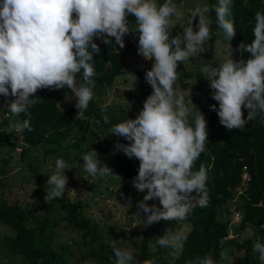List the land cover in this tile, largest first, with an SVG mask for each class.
I'll return each mask as SVG.
<instances>
[{
  "label": "clouds",
  "instance_id": "clouds-1",
  "mask_svg": "<svg viewBox=\"0 0 264 264\" xmlns=\"http://www.w3.org/2000/svg\"><path fill=\"white\" fill-rule=\"evenodd\" d=\"M232 6L233 0H218L211 6L197 4L190 11L183 34L172 36L169 29L184 15L174 0H164L163 4L157 0H0V96L6 98L12 115L23 113L28 117L22 123L9 125V132L33 130L28 109L35 101L30 97L38 90L66 86L82 115L94 98L93 59L94 54L101 52L96 40L108 45L114 38L119 49H124L125 37L138 34L137 54L153 61L145 72L152 93L134 119L112 126V136L129 142H117L114 148L139 161L132 184L138 192L146 193L136 204L137 214H143L144 227L162 220H186L196 205L206 208L209 204L207 170L201 164L199 170L193 171L206 150L208 131L205 116L192 98L186 102L174 88L179 79L178 62L185 64L207 51L206 44L213 35L209 19L212 11L225 38L231 41L235 37L234 19L230 18ZM129 16L135 19L134 30L130 29ZM254 19V39L250 44L240 43L236 49L241 57L244 52L249 54L246 60L233 59L230 52L218 66H200L209 81L211 98L218 102V108H211L229 131H243L250 120L264 113V12H256ZM81 70L83 82L77 83ZM134 79L136 82L137 77ZM242 108L247 109V118ZM190 114L193 124L189 123ZM102 118L105 124L110 122L107 114L102 113ZM82 160L84 171L93 181L114 174L95 149L84 153ZM55 169L46 183L51 186L44 197L46 203L61 197L68 183L65 170H70V165L58 158ZM193 193L199 196L195 204ZM156 200L159 206L148 204ZM250 235H255L252 250L264 264V239L254 232ZM181 239L180 235L167 232L157 244L175 248ZM112 248L115 264H139L132 251L115 244ZM221 259L228 257L221 253ZM198 264L215 261L206 255Z\"/></svg>",
  "mask_w": 264,
  "mask_h": 264
},
{
  "label": "trees",
  "instance_id": "trees-1",
  "mask_svg": "<svg viewBox=\"0 0 264 264\" xmlns=\"http://www.w3.org/2000/svg\"><path fill=\"white\" fill-rule=\"evenodd\" d=\"M179 4L181 0H174ZM163 4L164 0H157ZM217 0H207L208 5L217 4ZM264 12V0H233L232 19L236 29L235 37L230 41L231 45L238 47L240 43L250 44L254 39L253 28L255 26V13ZM212 29V38L207 42L209 53L203 57L190 58L196 64V72L190 74L194 78V86L188 94L190 100L197 108L205 112L207 121L208 141L205 143V152L195 162L193 171L199 170L201 164L207 170L206 188L209 193V204L206 208L196 205L189 214V231L183 237L182 246L178 257L169 256L167 259L160 257L161 250L157 240L167 232L174 233L182 223L174 224L173 221H160L150 231H146L135 246V261L139 264H198V261L206 255H210L215 264H221V253L229 246H234L236 251L244 252L243 263L236 264H261L259 254L253 252L252 245L255 235L242 239L245 231L254 232L264 239V113L258 114L255 119L246 124L245 129L227 130L219 122L217 112L212 110V105H217L215 100L204 104L200 93L209 84L200 72L201 63L211 64L215 56V48L219 42L220 30L216 24V14L209 13ZM130 29L135 28V19L128 17ZM193 23L194 30L195 25ZM178 34V35H182ZM113 42L106 45L96 40L101 52L94 54L93 66L96 71L94 77L96 87L94 98L87 110L81 115L75 106L62 107L61 104L71 95V90L65 86L64 89L38 90L30 97L35 99L34 104L29 107L31 113L32 131L25 129L18 133L9 130L0 131V147L16 151L20 148V156L24 161L27 159L29 149L44 147L49 152H67L68 161H83L82 158L70 157L68 151L72 148H80L77 140L78 132L94 143V149L99 159L112 168L113 173L122 181H130L138 174L139 161L135 158L129 159L122 152H118L114 145L127 144L123 138L112 136L113 125L127 119H134L139 112L135 109L114 111L112 106H103L95 102L96 94L113 87L116 80L126 72L128 63L126 51L130 49V42H125L124 49ZM249 57L247 52H239L238 59ZM83 70L77 74V83H82ZM150 92H128V99L142 103L150 95ZM3 100V96H0ZM2 112L5 109L0 106ZM106 110V112H105ZM244 118H247V109L242 108ZM102 113L109 117V123L105 124ZM17 117V116H16ZM19 122L28 117L20 114ZM189 123L192 124L190 116ZM3 167L0 173L8 175L5 166L9 158L3 159ZM33 170L32 164H28ZM247 171L250 181L244 194L240 195L239 210L242 212V220L239 225H231L233 214L229 209V203L237 194L236 189L242 183L243 175ZM36 185V192L42 198L44 216L28 217L26 209L18 202L10 203L4 196H0V224L10 228L13 235L5 236L0 244V264H17V259H22L26 264H73L67 250L59 248L53 242V226L49 215L57 207L65 213L63 222L67 229L75 235L71 246L79 252L83 264H115L112 246L105 240L101 227L92 221L84 212L81 202L72 201L66 193L59 198L46 203L44 197L51 186L42 183L36 172L32 176ZM1 180V178H0ZM1 184V182H0ZM132 190H136L131 187ZM129 190V188H127ZM242 196V197H241ZM195 204L199 196L193 193ZM31 223V225H30ZM177 225V226H176ZM233 234L234 238L229 239ZM73 259V258H72ZM76 261L78 258H74ZM73 259V261H74ZM229 264V263H228Z\"/></svg>",
  "mask_w": 264,
  "mask_h": 264
},
{
  "label": "rangeland",
  "instance_id": "rangeland-1",
  "mask_svg": "<svg viewBox=\"0 0 264 264\" xmlns=\"http://www.w3.org/2000/svg\"><path fill=\"white\" fill-rule=\"evenodd\" d=\"M218 2V0H217ZM197 4H207V0H181L178 5L180 10L183 12V18L177 21L172 28L169 29L172 32V36L182 33L183 27L187 26V21L190 16V11ZM210 19V17H209ZM198 18L193 21L196 23ZM134 30V28H132ZM130 42V49L126 51V60L128 63L126 72L123 76L119 77L114 83L113 87L102 91V93L96 94L95 102L103 106H112L114 111L120 113V111L135 109V112H140L143 104L128 99L126 93L133 92H150L152 88L145 81L146 70L152 67L153 61L144 60L142 56L137 54L138 50V34H129L125 37V42ZM207 51L202 54L201 57L209 53V46L206 44ZM237 47L231 45L230 41L227 40L222 31L219 33V42L215 48V56L212 60L213 66H218L219 63L223 62L228 58L231 52L233 59H238L239 52L236 51ZM179 79L174 85L176 90L184 95L185 101H189L188 94L194 86L195 79L190 77V74L196 72V64L192 63L191 60L185 64H179L178 62ZM135 76L137 81L135 82ZM212 90L209 84L200 93V98L204 104L213 100L211 98ZM8 99H11L10 97ZM6 99L0 98V106L5 109L2 112L0 109V131L8 130L9 125L16 123L19 119L12 115L8 111ZM193 102V101H192ZM76 100L72 94L63 102L62 107L75 106ZM194 105H196L193 102ZM191 106V105H189ZM205 116V112L199 109ZM192 124L194 123L193 117L190 114ZM14 131V130H13ZM16 132V131H15ZM21 133V132H18ZM77 140L72 139L69 141L70 144L79 142L81 147L76 149L72 148L68 151L70 157L82 158L84 153L94 149V143L90 139L86 138L82 133L78 132ZM20 148L16 151H10L8 148L0 147V169L3 165V158L7 156L9 163L5 168L8 169V175L5 177L0 173V196H4L10 203L18 202L22 205L30 218L35 216H44V210L42 208V198L36 192V185L33 182L32 176L34 172L38 174L42 183H46L48 176L52 175L55 169V161L58 158H63L71 167L70 170H65V175L68 177V183L64 190L69 198L74 202H81L84 206L85 214L94 222H96L102 229L105 240L113 246L126 248L133 252L135 258V246L143 237L144 232L150 231L156 226V223L151 226L144 227L143 214H137L136 204L143 199L146 193H140L137 190H132V181H122L115 175H109L107 177L100 178L93 181L92 178L84 171V162L75 160L73 162L68 161L67 152L61 151L59 153L49 152L44 147L31 148L29 149L26 160H22L20 156ZM32 164L33 170L29 169L28 164ZM129 188V190H127ZM156 203L159 206L158 200L148 201L151 205ZM131 204V206H129ZM238 207V205H237ZM65 213L60 210L59 207L55 209L49 215L53 226L54 236L53 242L57 244L59 248L63 247L67 250L71 257L73 264H83L79 257V252L71 246L73 238L75 237L72 232L67 229L63 217ZM239 222V221H238ZM236 222L233 225H239ZM174 224H179L181 233H179V227L177 231L174 230L173 234H178L182 237L177 247H159L154 248L153 251L161 250L160 257L167 259L169 256L178 257L183 237L188 233L189 227V215L186 220L173 221ZM31 225V223H30ZM232 225V222H231ZM13 235V231L0 224V244L5 236ZM250 236V231H245L242 239H247ZM224 254L228 259L223 260L221 264H236L237 262L243 263L245 253L236 251L234 246H229L225 249ZM74 258H78L77 261ZM17 264H26L22 259H17Z\"/></svg>",
  "mask_w": 264,
  "mask_h": 264
},
{
  "label": "built area",
  "instance_id": "built-area-1",
  "mask_svg": "<svg viewBox=\"0 0 264 264\" xmlns=\"http://www.w3.org/2000/svg\"><path fill=\"white\" fill-rule=\"evenodd\" d=\"M249 181H250V175L246 171L243 175L242 183L236 189V192L238 195H236L234 197V199L229 203V209L233 214L232 224H234L238 221H239L238 223H240L242 220V214H241L242 212L239 210V202H240L239 196L244 194ZM237 205H238V207H237ZM233 238H234V236H233V234H231L229 239H233Z\"/></svg>",
  "mask_w": 264,
  "mask_h": 264
}]
</instances>
